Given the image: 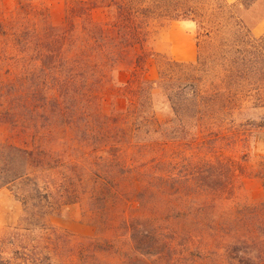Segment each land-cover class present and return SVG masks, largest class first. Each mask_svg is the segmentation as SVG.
<instances>
[{"label":"trees","instance_id":"trees-1","mask_svg":"<svg viewBox=\"0 0 264 264\" xmlns=\"http://www.w3.org/2000/svg\"><path fill=\"white\" fill-rule=\"evenodd\" d=\"M110 2L109 7L115 6L109 11L113 19L104 20L102 27L91 18L88 28L89 37L103 32V51L97 53L98 59L103 57V68L90 66L91 72L80 71L76 61L81 62V53L66 57L62 38H53L52 44H59L58 52L44 56L66 64L56 83H0V98L14 99L11 91L17 86L29 98V109H33L31 97L39 92H43V112L53 106L46 118L13 121L20 126L13 131V139H0V189L8 188L22 203V220H29L32 226H45L47 216L64 205L86 201L97 215L103 213V228L124 222L135 229L139 225L126 215L127 204L144 197L140 201L144 207L146 198L155 193L163 198L178 195L180 209L189 218L211 216L220 202L237 197L240 174L245 171L227 154V147L235 149L245 143L248 135L243 139V130L264 129V116L245 122L236 117L243 111L249 90L264 85V34H253L258 19L247 23L240 15L258 0ZM96 3L90 0L89 6ZM176 10L192 17L199 32L214 41L215 59L210 63L199 52L195 61L170 60V68L194 75L175 81L162 72L156 79H148L138 71L148 56L143 48L147 27L141 25L142 20L155 11L172 12V18L181 16L175 15ZM4 33L0 22V36ZM78 42L85 39L73 36L72 47H78ZM137 47L131 76L111 90L110 100L103 96V123L95 124L96 115L91 112V128L79 131L68 103L71 83H94L92 78L103 77L104 87L118 64L129 57L127 50ZM91 89L90 98H97V88L93 85ZM170 149L186 154L173 162ZM261 165L264 168V162ZM244 206L245 211L264 210V201Z\"/></svg>","mask_w":264,"mask_h":264},{"label":"rangeland","instance_id":"rangeland-1","mask_svg":"<svg viewBox=\"0 0 264 264\" xmlns=\"http://www.w3.org/2000/svg\"><path fill=\"white\" fill-rule=\"evenodd\" d=\"M89 1L0 0V22L5 31L0 36V83H49L48 86L56 83L60 69L66 64L57 60L53 63L44 56L50 51L58 52L59 44L53 45V38H62L66 57L81 53V62L76 61L80 71L85 68L91 72L90 66L103 68V57L97 58V53L103 51V32L89 37V19L103 27L104 20L113 19L109 11H114L115 6H108L110 0H97L96 5L90 7ZM169 13L155 11L142 20L141 25L147 27L143 48L148 56L138 71L148 79H156L162 72L175 81L194 75L168 66L167 61L176 60L169 53V30L173 39L192 33L196 58L201 52L211 63L216 56L214 41L199 32L192 17L183 16L179 10L175 14L181 15L179 17L172 18ZM240 15L247 23L258 19L252 27L253 34L257 37L264 34V0H258L250 11L243 10ZM73 36L82 37L85 42H78V47L73 48ZM137 51L138 47L127 50L131 59L128 57L118 64L112 80L104 87L103 77L92 78L94 83L91 80L71 83L72 98L68 103L74 109L79 131L91 128L89 123H93L94 117L91 112H95V124L103 123V96L110 100L111 90L131 76L136 68L133 57ZM93 85L98 94L91 99ZM14 87L11 91L14 99L0 98L2 140L12 138L13 131L20 129L13 121L46 118L53 110L52 105L48 112L41 109L43 92L31 97L33 109H29V98ZM244 98L243 111L237 113V121H259L264 116V85L251 88ZM243 131V139L248 135L245 143L241 142L235 149L227 147L226 151L245 169L240 174L238 195L220 202L208 217L197 214L189 218L188 213L180 209L178 195L171 193L163 198L155 193L146 198L144 207L140 203L144 197L127 204L130 206L126 215L139 225L135 229L124 222L103 228V213L97 215L86 201L62 206L47 216L45 226L35 227L29 220H22L23 206L13 193L6 187L0 189V264H264V210L245 211L244 206L264 201V176L260 174L264 173L261 165L264 129ZM181 153L186 154L170 149V159L177 162ZM178 169L183 171L184 167Z\"/></svg>","mask_w":264,"mask_h":264},{"label":"crops","instance_id":"crops-1","mask_svg":"<svg viewBox=\"0 0 264 264\" xmlns=\"http://www.w3.org/2000/svg\"><path fill=\"white\" fill-rule=\"evenodd\" d=\"M172 30L167 33L169 41V53L180 61H194L196 59V42L192 33H184L179 39L172 38Z\"/></svg>","mask_w":264,"mask_h":264}]
</instances>
